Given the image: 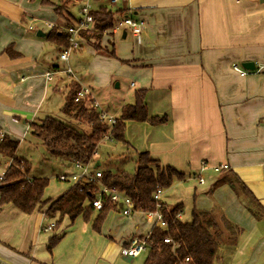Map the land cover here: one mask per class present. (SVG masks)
<instances>
[{"label": "crops", "instance_id": "crops-1", "mask_svg": "<svg viewBox=\"0 0 264 264\" xmlns=\"http://www.w3.org/2000/svg\"><path fill=\"white\" fill-rule=\"evenodd\" d=\"M102 2L93 10H121L120 20L132 11L146 27L138 39L131 34V41L129 31L104 37L101 48L113 57L82 45L76 50L77 76L64 86L76 83L89 90L98 108L115 119L125 105L135 102L137 90H146L148 115L166 116L168 121L160 126L126 122L130 147L121 152L132 151L135 157L149 152L162 166L188 176L159 194L168 205H183L182 221L192 222L194 210L218 212L243 233L254 235L249 259H238L236 252L249 240L239 246L240 235L223 264H264L263 214L253 216L228 185L216 186L227 173L213 170L227 165L264 208V70L242 74L232 68L246 62L264 66V0H126L114 8L110 0ZM59 24L54 7L43 6L41 0H0V137L18 140L19 149L32 135V123L47 118L49 90L60 86L61 79L51 77L52 44L45 37ZM38 32L45 36L38 37ZM10 46L14 57L7 51ZM125 81L134 95L127 92L119 108L104 104L105 92L114 84L120 90ZM109 142L112 151L119 150L117 143ZM100 147L92 163L103 172ZM58 163L64 169L60 176L75 172L72 161ZM9 166L0 156V173ZM72 185L49 179L44 197L57 200ZM49 207L31 215L11 204L0 208V264H144L148 252L131 258L121 251L130 238H143L154 227L145 213L124 216L111 211L98 232L93 228L98 211L87 226L79 221L69 226L66 218L57 229V219L47 218ZM50 225L53 230L46 231ZM56 235L62 238L49 253L47 246Z\"/></svg>", "mask_w": 264, "mask_h": 264}, {"label": "trees", "instance_id": "trees-1", "mask_svg": "<svg viewBox=\"0 0 264 264\" xmlns=\"http://www.w3.org/2000/svg\"><path fill=\"white\" fill-rule=\"evenodd\" d=\"M80 1L83 2V0ZM94 1L100 2L101 0ZM41 4L54 7V12L65 25H68L70 21L69 25L73 27L79 22V19L70 11L76 4L74 0H60L58 3H54L53 0H41ZM123 13L121 10L112 11L107 6L94 10L92 28L82 31L80 37L97 53L110 57L115 56L106 48H101V41L106 34L111 33V29ZM45 37L60 52L69 46V35L62 27H52ZM7 51L12 57L15 56L11 46ZM68 90L62 113L79 125L88 127V132L54 117L34 122L31 126L32 135L41 141L49 155L57 159L80 160L87 164L92 162L99 145L107 136L125 148L130 147L125 138L126 122H143L152 126H160L168 121L166 116L150 117L148 115L145 103L146 90L144 89L135 92V102L122 108L113 126H110L107 120L102 119L101 112L95 107V99L92 96L78 97L81 90L79 84L71 83ZM19 145L18 140L7 135L0 137V156L12 162L6 171L8 179L0 182V208L11 204L24 214L31 215L50 204L46 215L49 219H57L55 225L57 229L62 226L66 218L71 226L80 216L85 222H89L91 215L98 211L93 223L94 230L98 232L108 214L118 210V206L110 202L105 195L102 199V208L96 210L91 202L98 198L96 193L98 186L88 181H79L72 185L57 200L45 199L49 179L29 177L32 165L18 155ZM135 159L137 168L133 174L125 171L113 174L111 170H103L102 175L103 181L109 187L116 188L132 200L135 212L146 214L159 211L168 225L167 230L158 225L151 229L150 240L153 245L144 264H180L186 258H189L188 264H215L221 257L220 240L226 237L224 229L232 232L230 246L226 247L235 246L242 230L224 215L218 212L194 210L192 222H184L178 217L183 210L182 204L168 205L161 200L154 199L156 193L170 189L177 182L185 181L188 178L187 175L171 167L162 166L159 161L151 157L149 152H137ZM223 173L227 174L216 181V186L228 185L253 216L258 218L260 214L264 216L263 206L237 175L231 170ZM250 204L256 207L254 211ZM61 238L58 235L51 238L47 246L49 253H52ZM134 238L136 237L130 238L125 247H128ZM165 239H169L170 242L166 243Z\"/></svg>", "mask_w": 264, "mask_h": 264}, {"label": "rangeland", "instance_id": "rangeland-1", "mask_svg": "<svg viewBox=\"0 0 264 264\" xmlns=\"http://www.w3.org/2000/svg\"><path fill=\"white\" fill-rule=\"evenodd\" d=\"M91 1H92L91 2L92 3V9H96L98 7V4L94 0H91ZM102 1H103L102 4H107V0H102ZM82 4H83V2H81V1L74 4V6H72V8L70 9L71 13H73V15H75V16L78 15V7H80ZM117 5H113V8L117 7ZM36 24H38V23H36ZM69 24H71L70 21H69L68 25H65V23L60 19V24H59L60 26H58V27H62V28L71 27V25H69ZM38 27H40L39 29H41V30H46L43 28V26L41 24H39ZM126 29L129 32H131L128 28H126ZM104 37L107 38L108 35L106 34ZM132 38L133 37L131 36V33H129V38L127 40L131 41ZM121 40H123V39L121 38ZM117 41H120V40L117 39ZM122 42H126V41L123 40ZM84 43H85V45L88 44V43L86 44L85 41H84ZM50 46L52 49V57H53V61H51V62H53L52 64H55V63L60 64L59 68H56L51 64V66H52L50 69L51 70L50 73H52L51 77H52V79H55L54 80L55 82L58 78L61 79V82H60V86L57 88L56 91L53 88H51L49 90V92H50L49 96L45 101L46 109H48L47 111H49V113H47V117L57 118V119L65 122V123L72 124L77 129L88 132V130H89L88 127H84V126L79 125L75 120L68 118L67 116H65L62 113V108L65 104V98H66V95L69 91L68 87L64 86V82H71L72 80H75V76H77L76 69H78L76 57L80 55V53L78 52L80 50L76 51L75 53L74 52L71 53L69 60L64 61V60L60 59L61 52L58 51L54 45H50ZM88 58H90V56H88ZM80 64H82V62H80ZM69 70H71L72 73ZM81 72H83V70H81ZM53 74H55V75H53ZM85 82H86V80L84 78L83 83H85ZM129 84H130V82L128 84H126V81L121 83L120 90L115 88V84H114V86L111 88V90H109L107 93L105 92V97H107L108 99L107 98L102 99V101H104V104H106L107 106H113V107L119 108L118 104H121L120 100H124L126 97L125 96L126 93L129 92V91H127L129 89L128 88ZM111 92H113V94H111ZM127 95L133 96L134 92H129ZM46 109H44V110H46ZM98 111L101 112L102 111L101 108H98ZM109 115H113V112H111V113L109 112ZM39 120H42V118H39ZM108 143H110V142L107 139H105L104 142L101 143V147L98 150L99 154L103 158V165L100 169L111 170L113 173H116V174L121 173L122 171L133 174L136 171L137 165H136V159H135L136 157L133 155L132 151H129V153H127V154L122 153L121 150H123V148H125V147L121 144H118L119 146L117 148H119V150H113L112 151V149L110 147H108V145H109ZM125 152H127V150H125ZM18 154L21 157H24L26 160H28L32 164L30 178H49V179L53 178V179H55L56 182H60L57 179H58V177H60V175L62 173H64V169L60 166V164L58 163V159L56 157H52L51 155L48 154V152L46 151V149L43 146V144L41 143V141L39 139H37L36 137H34L33 135L30 134L28 136L27 140L24 143H22ZM8 160H9V163L11 164L12 163L11 160L10 159H8ZM250 205L252 207V210L254 211V209L256 207L254 206V204H250ZM259 213H261V212H259ZM260 216L262 217L261 214H260ZM78 221L82 222L83 226L84 225L87 226L90 222V221L85 222L83 217H78L74 223L76 224V222H78ZM79 226H82V225H78L77 228ZM220 228H223V227L220 226ZM224 230H225L226 237L224 239L220 240V243H221L220 256L221 257L219 258V260L216 261L215 264L225 263L224 259L229 254V249L232 248V247H229V248L226 247V246H230V241H231V237H232L231 233L232 232H227L226 229H224ZM228 237H230V238H228ZM253 237H254V235L252 236V234L250 235V234H247L245 232L243 234H241V236L239 238V241H240L239 246L244 244L247 238L249 240L247 241V244L244 248H242V246L240 247L242 249V250H240V252H236L239 260H244V258H246V257H248V259H249L251 257V255H253L254 252H252V249H254V243L251 245Z\"/></svg>", "mask_w": 264, "mask_h": 264}, {"label": "built area", "instance_id": "built-area-1", "mask_svg": "<svg viewBox=\"0 0 264 264\" xmlns=\"http://www.w3.org/2000/svg\"><path fill=\"white\" fill-rule=\"evenodd\" d=\"M80 0H74L75 3L79 2ZM119 1H126V0H110L111 5L117 4ZM92 1L91 0H83V4L79 7V22L76 24V26L68 27V28H62L65 32L69 35L68 42L69 46L68 48H65L62 50L60 58L62 60H68L71 53L78 50L82 44H84V40L80 37V33L84 30H89L92 28L94 24V19L92 16V12L94 11L92 9ZM146 27V23L142 19H138L135 17L134 13L132 11L128 12V15L123 17V19L119 20L114 28L111 29V34H117V33H126L128 28L131 31L132 36L135 39L140 38L142 35L144 29ZM232 68L234 71L247 74L250 73V71L245 70L242 67H239L236 64L232 65ZM257 72H261L264 70V66H260L259 68L255 69ZM254 70V71H255ZM253 71V72H254ZM92 96L91 92L87 89H82L78 93L79 98H84L85 96ZM95 107L98 109V104L95 101ZM102 119L107 120V122L110 124V126H113L115 123V118L107 117L105 113L101 111ZM105 139L108 141H112V139L107 136ZM73 166L75 168V172L71 173L69 175H62L58 179L60 182L64 183H70V184H76L79 181H88L96 183L98 186V189L96 190L98 198L91 202L92 206L96 210H100L103 206V196L105 195L108 197L110 202L116 204L118 206V211L124 215V216H130L135 212L134 205L132 200L125 196L124 194L120 193L116 188L109 187L107 183L103 181V175L102 172L97 170L93 167V163L89 162L87 164H84L80 160H73L72 161ZM227 165H222L219 167L213 168V170L219 174L228 171ZM7 171V170H6ZM2 172L0 173V182L8 179L7 173ZM200 184H204V180L202 178H199ZM159 194L160 192L156 193L154 195L155 200H159ZM181 213L178 215L180 218ZM147 221L154 223L155 225H158L162 227V229L167 230L168 225L165 223L162 214L159 211L155 212H149L146 213ZM54 225H50L48 228H46V231L53 230ZM151 231L144 236L143 238H134L130 245L128 247H124L121 251V254L125 257H139L140 255L149 252L151 246L153 245L152 241L150 240ZM166 243H169V239H165ZM189 258H186L185 261L181 262L180 264H188Z\"/></svg>", "mask_w": 264, "mask_h": 264}, {"label": "water", "instance_id": "water-1", "mask_svg": "<svg viewBox=\"0 0 264 264\" xmlns=\"http://www.w3.org/2000/svg\"><path fill=\"white\" fill-rule=\"evenodd\" d=\"M38 37H44L45 34L42 32H38L37 34ZM242 67L247 70V71H254L256 69V66L254 64V62H246L242 64Z\"/></svg>", "mask_w": 264, "mask_h": 264}]
</instances>
